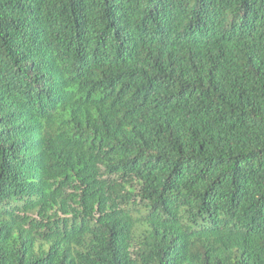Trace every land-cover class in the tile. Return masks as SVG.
<instances>
[{"label": "trees", "instance_id": "trees-1", "mask_svg": "<svg viewBox=\"0 0 264 264\" xmlns=\"http://www.w3.org/2000/svg\"><path fill=\"white\" fill-rule=\"evenodd\" d=\"M0 264H264V0H0Z\"/></svg>", "mask_w": 264, "mask_h": 264}]
</instances>
